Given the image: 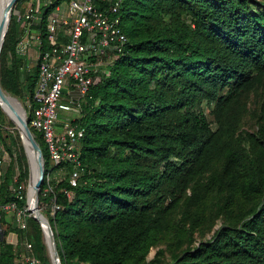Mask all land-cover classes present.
<instances>
[{"label": "trees", "instance_id": "obj_1", "mask_svg": "<svg viewBox=\"0 0 264 264\" xmlns=\"http://www.w3.org/2000/svg\"><path fill=\"white\" fill-rule=\"evenodd\" d=\"M59 1L38 6L33 27L42 35L44 16ZM262 6L256 0H121L116 14L127 42L122 53L101 55L103 72L74 119L82 134L73 183L72 164H51L39 132L29 128L43 158L38 205L51 207L45 215L60 264H149L144 256L161 241L174 251L163 264H264ZM21 20L10 14L0 85L22 101L30 100L37 67H26L18 54ZM255 92L256 127L240 132ZM202 102L210 104L207 114ZM16 159L15 183L23 184L22 147ZM57 167L64 176L44 191V175ZM11 171L8 165L0 172V204L15 200L22 208L24 185L17 198ZM216 218L221 223L209 237L189 246L193 232ZM23 235L47 264L32 216L25 228L14 216L0 218V264H24L15 244Z\"/></svg>", "mask_w": 264, "mask_h": 264}, {"label": "built area", "instance_id": "obj_2", "mask_svg": "<svg viewBox=\"0 0 264 264\" xmlns=\"http://www.w3.org/2000/svg\"><path fill=\"white\" fill-rule=\"evenodd\" d=\"M51 0H44L50 2ZM121 0H66L64 6L56 3L45 14L43 35L33 23L39 20L38 7L27 1L21 10L23 30L21 41L35 48L37 74L30 100L27 99L24 119L28 128L38 131L51 164L68 161L72 164L70 182H74L79 166L76 142L82 134L72 119L65 117L57 126L59 111H80V105L89 98L94 82L91 71L95 63L106 62L105 52L122 53L127 37L116 14ZM44 42V46H42ZM10 158L0 144V164ZM22 183H13L10 190L22 197ZM68 194V192H66ZM12 211L19 228L25 227L22 216L25 207H17L15 200L0 206ZM28 247L30 244H27ZM24 264H43L33 254L23 256Z\"/></svg>", "mask_w": 264, "mask_h": 264}, {"label": "rangeland", "instance_id": "obj_3", "mask_svg": "<svg viewBox=\"0 0 264 264\" xmlns=\"http://www.w3.org/2000/svg\"><path fill=\"white\" fill-rule=\"evenodd\" d=\"M16 1V0H15ZM27 1L30 0H21L19 2V6L18 8H15V5L13 4L12 6V10L11 13H13L16 16V19H22L21 18V10L23 9L25 3ZM33 2V4H35L37 7L41 6V4L44 3V0H31ZM66 0H60L59 2H57L59 5V7L64 6ZM257 2H264V0H256ZM15 3V2H14ZM56 4V3H55ZM258 4V3H257ZM261 8H264V6H262ZM10 13V14H11ZM38 16H39V9H38ZM9 19L10 16L8 18V21L6 23L5 26V30H4V36L8 30V24H9ZM20 26H22V20L20 22ZM4 36H3V40H2V44L0 47V60H2V58H5L6 53L8 54V50L6 48H4L5 45H3L4 43ZM21 36V35H20ZM19 36V38H20ZM18 54L21 57V60L24 63H27L26 67L30 66V64L35 63V48L32 46L31 43H29V45H24L23 41H21V38L18 41ZM10 58L7 57V63H9ZM107 62V61H106ZM104 66H102V63H95L94 66L92 67V71L91 74L92 76H96V73L99 72H103ZM4 91V90H3ZM2 91V92H3ZM7 92V91H4ZM8 93V92H7ZM10 94V93H9ZM11 96L15 97L16 100L19 102L20 106L22 109L25 110L24 105L26 107V103L25 101L28 98V96L24 97V100H20L16 95H12ZM258 98L259 95L257 92L255 93H250L247 97V103H246V112L241 120V124L239 127L240 132H244V131H253L256 127L255 124V112L257 110V103H258ZM202 109L203 111L207 114L208 113V109L210 108V104H205L204 102H202ZM10 111V110H9ZM2 112V110H1ZM12 112V111H11ZM13 113V112H12ZM24 114V113H23ZM79 114V113H78ZM78 114L76 113V111H59L58 113V117H57V126L60 125V122L65 118H69L72 119L74 116L77 117ZM8 118L6 117V115L2 112L1 117H0V124H1V134L4 137L3 142H1L0 144L4 147V149L7 151V153L9 154L10 158H5V161L0 164V172L6 168V166H11L12 167V171H11V179H12V183L10 184V186L16 181L17 179V175L19 173V167H18V160L16 159L18 151H19V147H22V142L20 139V136L16 130V128H14L12 125L8 124L7 122ZM6 146H10V150L6 147ZM43 146V144H42ZM27 165V163H26ZM43 174H44V169H43ZM65 174V170L62 167H57L54 169H49L46 174L44 175V180H45V186L43 188L44 191H47L50 189V186L52 184H54L57 180H59L60 178H62ZM27 178H28V170H27ZM27 178L25 180V183L23 182L24 185V190H25V195H24V199H25V203H24V207H25V211L24 214L22 216V219L25 222V227H26V219L28 216H31V213L29 211V207H28V203H27V189H28V184L29 181L27 182ZM43 178V177H42ZM14 181V182H13ZM27 182V185H26ZM4 204V203H3ZM37 207H38V212L47 220L45 212H47L48 214H51V207L49 206H45L44 204L38 205V196H37ZM2 204H0L1 206ZM14 214L12 211H7L4 209L0 208V218H2L4 221L6 222H10L13 218ZM221 223V220L219 218H216V220L214 221V223L208 228L203 230V232H199V231H194L192 234V238L193 240L191 242H189V246H193L194 244H196L199 240L202 239H206L209 237V235L212 233L213 229L217 228ZM23 227V228H25ZM2 228V227H1ZM41 229V228H40ZM9 237L8 238H12V242L14 243L15 240V236L12 233H8L7 234ZM41 240L43 243V254L45 255V257L47 258V264H51V260L49 257V253H48V249H47V244L45 242V238L44 235L41 231ZM55 241V240H54ZM30 244V246L28 247L27 244ZM165 241H161L159 243H157L156 245H152L149 247L146 255L144 256L145 261H150L149 264H163L165 262L171 261L172 259V254L174 251H170L168 248L165 247ZM18 245V257H17V261L20 263H24L23 262V256L25 254H33L34 256L38 257L34 252H32L31 249V243L30 241L27 239L26 236L23 235V237L20 238V240H18L17 243H15ZM16 245V247H17ZM187 244L183 243L178 250H175L176 252H179L180 249L184 248V246H186ZM39 258V257H38Z\"/></svg>", "mask_w": 264, "mask_h": 264}, {"label": "water", "instance_id": "obj_4", "mask_svg": "<svg viewBox=\"0 0 264 264\" xmlns=\"http://www.w3.org/2000/svg\"><path fill=\"white\" fill-rule=\"evenodd\" d=\"M14 2L15 0H7L4 6V9L2 11V14L0 16V47L2 44L3 36H4L5 26L10 16ZM0 90H1V85H0ZM0 109L6 115V117L12 122V126L16 128L20 136L22 146H23V152L25 155L26 163H27L28 173L30 169V159H32L33 163L35 164L36 177L34 180V199H33L31 207L29 208V211L31 213V216L38 222L43 235L46 232L48 240L47 242L45 240V242L47 244V249H48L49 257L51 260V264H60L54 238H53V234H52V230L49 226L48 221L38 212V207L36 204L39 186H40V183L43 177V158L41 155L39 145L37 141L34 139L30 129L28 128L26 124V121L23 116L24 109L21 108L20 116H16L15 114L12 115L10 112L2 108L1 105H0Z\"/></svg>", "mask_w": 264, "mask_h": 264}, {"label": "bare ground", "instance_id": "obj_5", "mask_svg": "<svg viewBox=\"0 0 264 264\" xmlns=\"http://www.w3.org/2000/svg\"><path fill=\"white\" fill-rule=\"evenodd\" d=\"M6 1L7 0H0V16L2 14V11L4 9ZM3 90L6 91L5 89H3L1 87L0 105L2 106V108L7 110L8 112H10L12 115L15 114L16 116H20L21 115V106H20L19 102L13 96H11L9 93L4 92ZM35 169H36L35 164L33 163L32 159H30V169H29V173H28L29 184H28L27 197H26L29 208L31 207L33 199H34V180L36 177ZM44 229H45V227H44ZM44 238L47 242L48 239H47L46 232L44 234Z\"/></svg>", "mask_w": 264, "mask_h": 264}, {"label": "crops", "instance_id": "obj_6", "mask_svg": "<svg viewBox=\"0 0 264 264\" xmlns=\"http://www.w3.org/2000/svg\"><path fill=\"white\" fill-rule=\"evenodd\" d=\"M10 241H12V238L10 237V238H8Z\"/></svg>", "mask_w": 264, "mask_h": 264}]
</instances>
